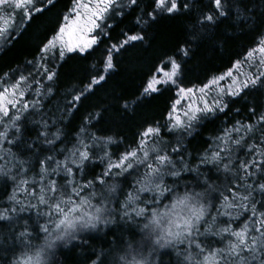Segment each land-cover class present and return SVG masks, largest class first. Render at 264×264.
Segmentation results:
<instances>
[{"label": "snow or ice", "instance_id": "1", "mask_svg": "<svg viewBox=\"0 0 264 264\" xmlns=\"http://www.w3.org/2000/svg\"><path fill=\"white\" fill-rule=\"evenodd\" d=\"M0 264H264V0H0Z\"/></svg>", "mask_w": 264, "mask_h": 264}, {"label": "trees", "instance_id": "2", "mask_svg": "<svg viewBox=\"0 0 264 264\" xmlns=\"http://www.w3.org/2000/svg\"><path fill=\"white\" fill-rule=\"evenodd\" d=\"M251 41L250 36H239L238 39L229 42L226 48L222 52H211L206 51L200 54L195 63V71L190 73L185 80V84L191 86L195 84L198 80H203L205 76L211 74H219L220 72L226 71L230 59H241L245 49L249 46ZM35 47L34 39L25 37L20 45L9 53L7 57H4L3 63H13L21 58L24 54L31 52ZM88 62H72V66L80 68L82 71L83 68L87 67ZM151 54H145L143 72H147L150 67ZM191 82V83H189ZM157 104H162V101H157ZM134 128H129L127 135L131 138ZM207 135V133H205Z\"/></svg>", "mask_w": 264, "mask_h": 264}]
</instances>
